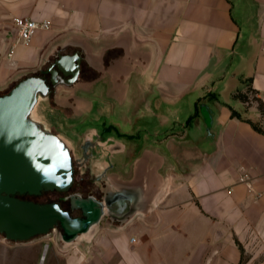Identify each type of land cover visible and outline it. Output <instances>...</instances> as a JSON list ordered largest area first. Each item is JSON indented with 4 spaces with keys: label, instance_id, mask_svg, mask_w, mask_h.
I'll return each mask as SVG.
<instances>
[{
    "label": "crops",
    "instance_id": "0c3cea01",
    "mask_svg": "<svg viewBox=\"0 0 264 264\" xmlns=\"http://www.w3.org/2000/svg\"><path fill=\"white\" fill-rule=\"evenodd\" d=\"M15 16L51 27L10 56L4 47L0 86L84 41L91 64L42 104L45 119L79 162L107 159L105 180L139 174L160 189L150 213L102 231L93 259L65 264H252L264 247V130L253 126L264 129V0H0V37ZM33 261L37 245L0 238V264Z\"/></svg>",
    "mask_w": 264,
    "mask_h": 264
},
{
    "label": "water",
    "instance_id": "95a60500",
    "mask_svg": "<svg viewBox=\"0 0 264 264\" xmlns=\"http://www.w3.org/2000/svg\"><path fill=\"white\" fill-rule=\"evenodd\" d=\"M16 36L13 26L3 31L0 60L4 47L10 50ZM70 46H79L82 51L62 53ZM57 53L48 66L19 73L0 86V234L7 242H28L54 230L65 245L90 240L103 221L123 228L136 216L150 213L159 201V187L152 180L145 182L139 174L125 181L108 177L101 199L71 194V208L81 209L83 217L73 215L59 201L39 202L20 196L66 192L75 181L74 145L61 132L52 130L42 104L52 101V90L54 98L72 92L79 82L82 62L91 64L92 56L89 45L81 40L64 42ZM45 73L51 74V84L42 75Z\"/></svg>",
    "mask_w": 264,
    "mask_h": 264
},
{
    "label": "rangeland",
    "instance_id": "374dc122",
    "mask_svg": "<svg viewBox=\"0 0 264 264\" xmlns=\"http://www.w3.org/2000/svg\"><path fill=\"white\" fill-rule=\"evenodd\" d=\"M88 160V170L86 171L87 174H82L80 170H77V173L75 175V181L80 182L82 181L83 176H85V179L88 181V177L92 176L95 181L100 182L101 176L107 171L110 173L112 172V169L107 166L105 168V165L107 163V159L104 161H98L99 159H87ZM87 168V167H86ZM78 169V168H77ZM84 171V170H83ZM92 172L91 174H89ZM89 175V176H87ZM87 176V177H86ZM59 197L58 193L51 192L49 194V198L56 199ZM103 226L97 233V235L90 239H82L79 242H75L72 244L65 245L62 243V241L59 239V232L58 230L52 231L48 235H41L34 239L28 240V242H7L8 244H19V245H37V251H38V263L37 264H65L67 263V258L69 255H72L73 253L81 252L82 254L85 253L87 260H91L94 258L95 253L94 249L98 247V243L96 242V238L102 234V231H109V229L113 228L111 225L107 224L105 221H103ZM3 237L0 234V238ZM45 254V259L41 260L42 254ZM245 257L249 258L250 254L244 255ZM264 261V247L262 252L256 254L255 259L253 260L252 264H259ZM34 264V261L32 262Z\"/></svg>",
    "mask_w": 264,
    "mask_h": 264
},
{
    "label": "flooded vegetation",
    "instance_id": "af4514ba",
    "mask_svg": "<svg viewBox=\"0 0 264 264\" xmlns=\"http://www.w3.org/2000/svg\"><path fill=\"white\" fill-rule=\"evenodd\" d=\"M82 69H83V62L81 64L79 79L81 78ZM42 75L45 76L47 78V81L50 83L51 74L50 73H45V74H42ZM0 93H2V92H0ZM53 95H54V92L52 90L51 96L53 97ZM52 103L55 104V101L53 100ZM52 130L55 131V132H59L53 126H52ZM107 130H109V127H107ZM73 158H74L75 172L77 173V170H80L82 172V174H84V175L87 174L86 171L88 170V160L86 162H83V163L79 162L75 158L74 150H73ZM89 174H91V172ZM87 176H89V175H87ZM106 185H107L106 184V180L102 176H101L100 182L95 181V179H93L92 176H89L88 177V181H87L85 179V176H83L82 181H80L79 183L74 181V184L71 187V189L69 191H66V192L43 191L41 194H37V195H34V194L33 195L23 194V195H20V196L23 197V198H27V199H33V200L39 201V202H46V201L56 200V201H59L61 203L63 208L69 209L73 215L82 216L83 217L84 215H83V212L81 211V209H72L71 208V202H72L71 194L80 193L83 197H87L89 195H95L97 198L101 199L103 194H104L103 188ZM51 192L58 193L59 197L56 198V199L49 198V194ZM59 230L63 231V228L61 226H59Z\"/></svg>",
    "mask_w": 264,
    "mask_h": 264
},
{
    "label": "built area",
    "instance_id": "2783aa9c",
    "mask_svg": "<svg viewBox=\"0 0 264 264\" xmlns=\"http://www.w3.org/2000/svg\"><path fill=\"white\" fill-rule=\"evenodd\" d=\"M12 25L17 30V36L16 41L9 50V56L13 54L17 43H28L37 30L49 29L51 27V22L47 19L39 21L29 17L15 16L12 20ZM135 240V237L131 238V241L134 242ZM259 264H264V261Z\"/></svg>",
    "mask_w": 264,
    "mask_h": 264
},
{
    "label": "trees",
    "instance_id": "16d2710c",
    "mask_svg": "<svg viewBox=\"0 0 264 264\" xmlns=\"http://www.w3.org/2000/svg\"><path fill=\"white\" fill-rule=\"evenodd\" d=\"M237 96H239V97H243L244 95H243V93H237ZM235 113L237 114V112L235 111ZM253 126L257 129V130H261V131H263L264 129L261 127V126H259L257 123H253Z\"/></svg>",
    "mask_w": 264,
    "mask_h": 264
},
{
    "label": "bare ground",
    "instance_id": "6f19581e",
    "mask_svg": "<svg viewBox=\"0 0 264 264\" xmlns=\"http://www.w3.org/2000/svg\"><path fill=\"white\" fill-rule=\"evenodd\" d=\"M44 258H45V256L43 255L41 259L43 260Z\"/></svg>",
    "mask_w": 264,
    "mask_h": 264
}]
</instances>
